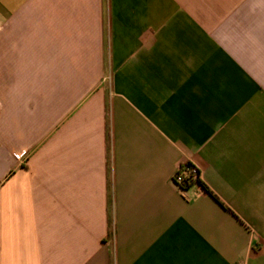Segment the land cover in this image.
Here are the masks:
<instances>
[{
  "label": "crops",
  "instance_id": "0c3cea01",
  "mask_svg": "<svg viewBox=\"0 0 264 264\" xmlns=\"http://www.w3.org/2000/svg\"><path fill=\"white\" fill-rule=\"evenodd\" d=\"M0 264H264V0H0Z\"/></svg>",
  "mask_w": 264,
  "mask_h": 264
},
{
  "label": "built area",
  "instance_id": "2783aa9c",
  "mask_svg": "<svg viewBox=\"0 0 264 264\" xmlns=\"http://www.w3.org/2000/svg\"><path fill=\"white\" fill-rule=\"evenodd\" d=\"M24 157V153L16 155L17 160H21ZM199 179V171L192 165H183L180 167L176 173L173 181L174 183L182 189L185 184L192 185Z\"/></svg>",
  "mask_w": 264,
  "mask_h": 264
},
{
  "label": "trees",
  "instance_id": "16d2710c",
  "mask_svg": "<svg viewBox=\"0 0 264 264\" xmlns=\"http://www.w3.org/2000/svg\"><path fill=\"white\" fill-rule=\"evenodd\" d=\"M199 181V179H197V181L196 182H198ZM188 186H190V185H188V184H185L184 186H182V189H185V188H187Z\"/></svg>",
  "mask_w": 264,
  "mask_h": 264
}]
</instances>
